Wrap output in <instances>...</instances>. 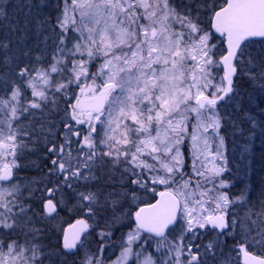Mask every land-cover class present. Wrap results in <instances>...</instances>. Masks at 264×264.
Returning <instances> with one entry per match:
<instances>
[{
  "label": "snow or ice",
  "instance_id": "snow-or-ice-1",
  "mask_svg": "<svg viewBox=\"0 0 264 264\" xmlns=\"http://www.w3.org/2000/svg\"><path fill=\"white\" fill-rule=\"evenodd\" d=\"M229 134L264 143V0H0V264H264Z\"/></svg>",
  "mask_w": 264,
  "mask_h": 264
},
{
  "label": "trees",
  "instance_id": "trees-1",
  "mask_svg": "<svg viewBox=\"0 0 264 264\" xmlns=\"http://www.w3.org/2000/svg\"><path fill=\"white\" fill-rule=\"evenodd\" d=\"M243 146L244 140L240 138L239 134L235 137L231 134L227 136L225 151L236 185L232 190L237 192L245 184H248L250 190L254 189L251 195L255 199L256 195L264 190V143L252 138L250 148L244 153L246 159H242L241 155Z\"/></svg>",
  "mask_w": 264,
  "mask_h": 264
},
{
  "label": "rangeland",
  "instance_id": "rangeland-1",
  "mask_svg": "<svg viewBox=\"0 0 264 264\" xmlns=\"http://www.w3.org/2000/svg\"><path fill=\"white\" fill-rule=\"evenodd\" d=\"M225 155H226V151H225Z\"/></svg>",
  "mask_w": 264,
  "mask_h": 264
}]
</instances>
